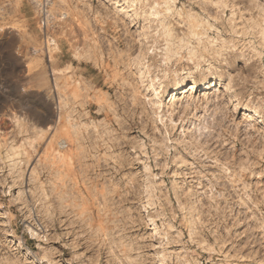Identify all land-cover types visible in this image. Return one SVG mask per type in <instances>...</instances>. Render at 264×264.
Here are the masks:
<instances>
[{
    "label": "rangeland",
    "instance_id": "1",
    "mask_svg": "<svg viewBox=\"0 0 264 264\" xmlns=\"http://www.w3.org/2000/svg\"><path fill=\"white\" fill-rule=\"evenodd\" d=\"M0 264H264V0H0Z\"/></svg>",
    "mask_w": 264,
    "mask_h": 264
}]
</instances>
